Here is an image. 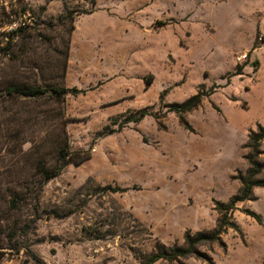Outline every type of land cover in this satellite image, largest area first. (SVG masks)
Wrapping results in <instances>:
<instances>
[{"label": "rangeland", "instance_id": "374dc122", "mask_svg": "<svg viewBox=\"0 0 264 264\" xmlns=\"http://www.w3.org/2000/svg\"><path fill=\"white\" fill-rule=\"evenodd\" d=\"M94 1L23 0L37 22L0 56V264H147L183 247L187 232H212L216 203L241 188L249 133L264 125L259 63L234 54L242 36L264 44L250 12L263 0H99L116 20L133 14L152 32L137 26L117 37L134 45L129 61H102L74 85L86 77L67 76L72 26ZM148 47L156 58L145 57ZM24 85L83 92L63 106L7 95ZM213 88L191 112L171 111ZM64 134L71 151L91 157L43 184L38 164H54ZM258 161L264 179V141ZM226 214L218 239L155 264H264V188Z\"/></svg>", "mask_w": 264, "mask_h": 264}, {"label": "trees", "instance_id": "16d2710c", "mask_svg": "<svg viewBox=\"0 0 264 264\" xmlns=\"http://www.w3.org/2000/svg\"><path fill=\"white\" fill-rule=\"evenodd\" d=\"M96 4L97 1L95 0L93 2V6H95ZM93 11L94 9L86 13H78V16L83 14H90ZM66 17L72 19V12H68V15ZM74 28L75 26L73 25L72 32ZM22 31L23 30H20L17 33ZM68 57H69V45H68L67 58ZM257 64L258 62H255V65ZM213 91H216V88H213V90L209 92V94H203L201 92H198L195 96L188 99L182 104L171 105L170 109H172L171 111L180 115L191 112L201 104V101L204 96L211 95ZM81 92L83 91H79L76 89L69 90L66 88H57V87L48 89V88L34 87L28 85L11 86L6 89V93L9 96H13V97L16 96V97L32 99V100L52 96L59 104H61V106L64 105L63 104L64 99L67 94L69 93L74 94ZM145 116H146L145 113H141L140 117L137 118V120H132V121L139 122ZM181 123L190 129V126L187 123H185L182 117H181ZM248 138L249 141L246 147L249 148L251 151L246 158L248 162V169L246 171L244 178L242 179L241 188L239 189L238 193L234 197H232L230 202L226 205L222 203H216L215 209L220 215L217 220L216 228L212 232H208V233L198 232L192 235L190 232H187L185 234V245L183 247L173 248L169 251L166 250L160 251L157 254L152 255V257L149 259L147 264H155L161 259H174L178 257L188 256L195 252L194 250L196 246L203 244L205 242L215 241L223 234L225 229H227L230 225L228 222V214H226L227 211L235 209L238 203L249 200L251 198L254 188L256 187L264 188V179L258 178L261 171L263 170V166L259 163L258 157L261 154V144L264 141V125L259 124L256 130H251ZM90 157H91V153L89 151L87 152L71 151L69 147V141L66 135L64 134V136H61V139L58 142L57 155L54 164L48 165L44 161L39 163L38 174L42 179V183L46 184L49 181L59 177L67 165L71 163L81 164L86 160L90 159ZM18 203H19V194L16 193L12 194L9 200L10 209H16Z\"/></svg>", "mask_w": 264, "mask_h": 264}, {"label": "crops", "instance_id": "0c3cea01", "mask_svg": "<svg viewBox=\"0 0 264 264\" xmlns=\"http://www.w3.org/2000/svg\"><path fill=\"white\" fill-rule=\"evenodd\" d=\"M251 10V17L256 18L257 21L255 34L257 32L264 35V5L256 8L253 6ZM132 15L128 16V18L131 17L128 23H122L114 18L115 12L112 9L101 7L99 0H97L92 13L77 17L69 44L67 76L74 74L75 77H78L77 75L83 74L86 78L73 82L74 85L77 83L83 85L88 77L94 76L92 70L98 68L102 61H115L117 58L129 61L134 53L132 52L134 45L126 44V42L116 45V42L117 37H121L123 33L129 30L135 31V28L139 26ZM139 28L144 27L139 26ZM144 32L150 33L152 31L145 29ZM112 40L115 44H112ZM240 42L241 50L234 54L248 52L250 60L253 59L259 63V68L255 72V80L257 84L264 86V44L256 46V35L254 36V34L250 38L242 36ZM148 48L149 51L145 52V57L148 56L151 59L154 54L156 58L157 50Z\"/></svg>", "mask_w": 264, "mask_h": 264}, {"label": "built area", "instance_id": "2783aa9c", "mask_svg": "<svg viewBox=\"0 0 264 264\" xmlns=\"http://www.w3.org/2000/svg\"><path fill=\"white\" fill-rule=\"evenodd\" d=\"M36 22L23 0H0V56L9 50L11 40L18 31L27 30ZM248 57V53L243 52L236 56V61L242 64Z\"/></svg>", "mask_w": 264, "mask_h": 264}]
</instances>
